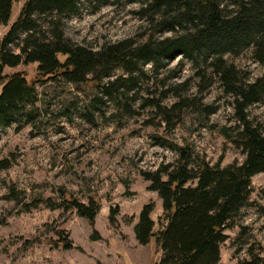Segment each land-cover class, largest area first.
Here are the masks:
<instances>
[{
  "label": "rangeland",
  "instance_id": "obj_1",
  "mask_svg": "<svg viewBox=\"0 0 264 264\" xmlns=\"http://www.w3.org/2000/svg\"><path fill=\"white\" fill-rule=\"evenodd\" d=\"M25 1L15 0L9 21L0 24V37ZM139 13L137 1L106 0L98 5L81 0L77 14L62 18V30L73 44L92 49L126 39L141 41L146 30ZM36 20L37 30L46 34V20ZM24 36L20 33L11 45L14 53ZM229 61L249 71L251 80L264 72V65L249 52ZM143 71L133 89L124 93V87L111 99L90 80L75 84L39 76L36 63L5 67L4 74L20 72L34 82L36 100L22 103L15 121L0 126V161H6L0 169V264H156L154 237L139 244L133 231L145 204L155 205L150 214L154 231L162 212L161 200L148 189L142 172L176 164L169 143L191 145L195 164L201 159L212 164L222 159V166L243 162L244 155L232 143L238 126L233 97L223 91L219 78L208 76L200 93L201 77L180 56L157 73L150 64ZM125 76L116 67L100 85ZM184 83L190 91L183 96L201 99L202 109L187 107L167 121L144 106L145 99L161 98L168 87L182 88ZM174 101L167 94L161 105L169 108ZM247 113L264 129V99L250 105ZM252 185L251 199L226 231L229 238L221 248L226 264L248 259L251 245L264 255V173L253 176ZM64 192L84 204L89 196L99 201L94 225L63 201ZM112 209L117 213L111 223ZM131 216L134 222L127 224ZM61 228L79 248L52 249L34 240L56 237L55 230Z\"/></svg>",
  "mask_w": 264,
  "mask_h": 264
},
{
  "label": "trees",
  "instance_id": "obj_2",
  "mask_svg": "<svg viewBox=\"0 0 264 264\" xmlns=\"http://www.w3.org/2000/svg\"><path fill=\"white\" fill-rule=\"evenodd\" d=\"M80 1L26 0L0 37V126L15 121L22 103L36 100L34 82L20 72L4 74L5 67L36 63L39 76L50 80L58 77L75 84L90 80L111 99L116 98L112 93L119 94L124 87V93L133 89L136 78L144 76L146 64L157 73L178 56L190 61L201 77L200 93L207 77L216 76L223 91L233 97L238 126L232 143L244 155L243 162L222 166V159L214 164L201 159L195 164L191 145L169 143L177 154L176 164L142 172L148 189L161 200L159 228L154 231L150 217L153 202L141 208L136 222L134 216L126 222H134L139 244L154 237L159 253L156 264H226L221 257L222 245L229 238L226 231L251 199L252 177L264 173V129L247 113L250 105L264 99V72L251 80L250 72L229 61V57L249 52L255 62L264 65V0H130L140 3L139 14L145 20L141 41L126 39L102 44L97 49L73 44L64 36L62 18L77 14ZM86 1H97L98 5L106 2ZM14 2L0 0V24L9 21ZM37 17L46 20V34L37 30ZM20 33L25 34L23 44L14 53L11 45ZM116 67H121L126 76L100 85L101 78L110 76ZM186 84H180L182 88L168 87L161 98H147L143 104L153 107L167 121L187 107L202 109L201 99L183 96L190 91ZM167 94L176 98L169 108L161 105ZM5 165L6 161H0V169ZM62 199L78 216L94 225L99 209L94 196H89L87 204L67 192ZM116 213V209L111 210V223ZM55 235L34 240L52 249L79 248L65 229L55 230ZM247 251L250 257L237 264H264V255L254 246Z\"/></svg>",
  "mask_w": 264,
  "mask_h": 264
}]
</instances>
